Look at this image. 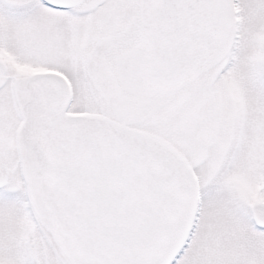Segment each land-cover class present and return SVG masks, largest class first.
Instances as JSON below:
<instances>
[{
  "label": "snow or ice",
  "instance_id": "obj_1",
  "mask_svg": "<svg viewBox=\"0 0 264 264\" xmlns=\"http://www.w3.org/2000/svg\"><path fill=\"white\" fill-rule=\"evenodd\" d=\"M0 264H264V0H0Z\"/></svg>",
  "mask_w": 264,
  "mask_h": 264
}]
</instances>
